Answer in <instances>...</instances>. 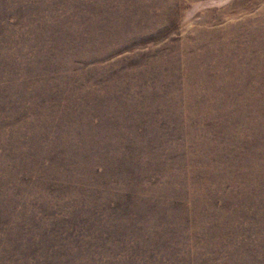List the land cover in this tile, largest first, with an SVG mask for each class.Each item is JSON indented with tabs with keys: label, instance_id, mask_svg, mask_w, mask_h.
<instances>
[{
	"label": "rangeland",
	"instance_id": "1",
	"mask_svg": "<svg viewBox=\"0 0 264 264\" xmlns=\"http://www.w3.org/2000/svg\"><path fill=\"white\" fill-rule=\"evenodd\" d=\"M0 264H264V0H0Z\"/></svg>",
	"mask_w": 264,
	"mask_h": 264
}]
</instances>
